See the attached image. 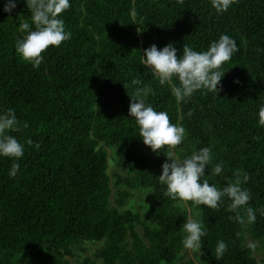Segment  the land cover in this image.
I'll list each match as a JSON object with an SVG mask.
<instances>
[{"label":"trees","instance_id":"16d2710c","mask_svg":"<svg viewBox=\"0 0 264 264\" xmlns=\"http://www.w3.org/2000/svg\"><path fill=\"white\" fill-rule=\"evenodd\" d=\"M5 2L0 0V111L15 110L22 131L10 134L25 144V154L15 178L8 175L12 160L0 157V264H72L69 258L87 253L89 244L100 247L82 264H264L259 212L255 224L242 226L229 219L235 214L227 211V198L214 210L192 202L185 207L164 195L158 177L165 162L139 137L128 115L132 89L124 86L135 78L150 84L156 95L149 103L186 130L177 155L210 147V167L223 162L224 172L214 177L208 168L205 178L222 187L225 177L234 180L244 170L250 205L264 208V127L257 115L264 101V0H239L224 13L210 0H135L140 25L129 20L133 0H70L62 18L71 39L50 46L38 69L15 50L29 10L21 0L6 13ZM225 34L239 51L223 66L219 96L197 93L177 104L166 86L144 76L139 61L151 45L173 43L179 57L185 44L204 51ZM108 148L123 175H110ZM149 189L152 224L127 206ZM192 211L207 232L195 261L186 259L181 243ZM219 240L228 245L221 260L214 256ZM257 242L255 251L248 248Z\"/></svg>","mask_w":264,"mask_h":264},{"label":"clouds","instance_id":"9594fccd","mask_svg":"<svg viewBox=\"0 0 264 264\" xmlns=\"http://www.w3.org/2000/svg\"><path fill=\"white\" fill-rule=\"evenodd\" d=\"M21 0H6L4 12H13ZM30 13V22L23 21L19 30L25 33L15 43L16 54L25 62L38 69L50 46L59 48L64 42L71 39V32L66 29L63 14L71 8L70 0H23ZM239 0H210L211 7L217 13L227 12ZM138 12L135 8V0L129 11L130 23L140 25ZM138 32L142 34L144 31ZM239 51L234 38L225 34L218 40L210 43L207 50L197 51L188 44L183 47L182 55L178 57V49L173 43L158 48L153 44L143 50L139 64L143 65L152 78L158 81L161 87H167L171 96L177 104L187 102L197 93H214L219 96L223 89L221 83L227 71L223 66L230 62ZM239 83V80L235 81ZM126 89H132L129 106V117H131L139 130V137L152 152L160 154L161 149H166L168 161L162 165V174L158 177L161 185L166 186L164 195L174 201L192 202L194 205L206 206L207 208L219 210L225 198L230 201L227 211L234 213V219L239 224L252 225L257 221V213L264 216V208L255 209L250 205L251 193L243 185L247 184L250 177L244 170L234 173L235 179L225 177L227 181L224 186L210 183L206 179V169L210 168V174L214 177L222 176L224 163L220 162L210 167L213 162L210 147H201L193 151L191 155L183 159L177 155L175 149L184 141L186 130L183 126L172 123L167 111L156 110L149 103V97L155 96L156 91L150 84L135 78L125 84ZM129 93V92H128ZM191 115V113H189ZM258 124L264 127V101L259 104ZM27 128L25 122L23 125ZM20 121L12 108L0 111V157L12 160V166L8 172L11 178L17 177L20 172L19 161L24 157L25 144L10 133L21 132ZM32 146L31 139L26 141ZM36 149L40 144L36 143ZM153 193L151 189L147 194ZM145 196V197H146ZM186 222L181 231L185 234L181 243L183 248L189 252L201 250L203 238L207 236L203 222L185 215ZM255 251L257 243L247 245ZM228 251L225 241L219 240L214 249V256L221 260Z\"/></svg>","mask_w":264,"mask_h":264},{"label":"rangeland","instance_id":"374dc122","mask_svg":"<svg viewBox=\"0 0 264 264\" xmlns=\"http://www.w3.org/2000/svg\"><path fill=\"white\" fill-rule=\"evenodd\" d=\"M149 151H152V150L149 148ZM107 152H108V158H109V163H110V170H109L110 175L113 177L115 175H123V173L117 166V162H116L117 158H116L114 150L108 148ZM165 153H166V149H161L160 154H159L162 157L164 162L168 161V158ZM146 194L147 192H143L137 195L135 199L127 203V206L137 211L143 217V220L147 224H152L151 215L153 214V209H154L153 197L150 193L147 196ZM191 213L193 217L197 219L198 213H195L193 211ZM86 247H87V253L81 254V252L77 251L76 257L74 259L69 258L72 261V264H82L83 259L86 256H92V254H94V252L100 247V245L99 244H96V245L89 244ZM185 255L187 256L186 259H191L194 261L196 260L195 252H189L186 250ZM258 259L261 260V255L258 256Z\"/></svg>","mask_w":264,"mask_h":264}]
</instances>
